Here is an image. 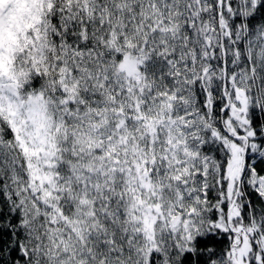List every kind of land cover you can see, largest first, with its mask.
<instances>
[{
    "label": "snow or ice",
    "instance_id": "1",
    "mask_svg": "<svg viewBox=\"0 0 264 264\" xmlns=\"http://www.w3.org/2000/svg\"><path fill=\"white\" fill-rule=\"evenodd\" d=\"M260 165L264 0H0V264H264Z\"/></svg>",
    "mask_w": 264,
    "mask_h": 264
},
{
    "label": "trees",
    "instance_id": "2",
    "mask_svg": "<svg viewBox=\"0 0 264 264\" xmlns=\"http://www.w3.org/2000/svg\"><path fill=\"white\" fill-rule=\"evenodd\" d=\"M260 167H264V165H260ZM227 244H228V240L221 235V236L209 238L207 240L199 241L198 247L205 248L211 246L214 247L217 251H220L223 248H225ZM193 259H194L193 257H187L184 261V264H192ZM204 260H206V257L201 259L200 264H204Z\"/></svg>",
    "mask_w": 264,
    "mask_h": 264
}]
</instances>
